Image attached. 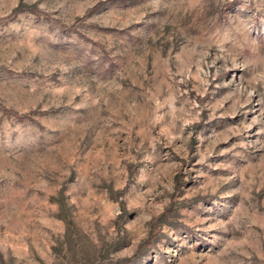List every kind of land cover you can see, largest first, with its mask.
<instances>
[{
	"label": "rangeland",
	"instance_id": "obj_1",
	"mask_svg": "<svg viewBox=\"0 0 264 264\" xmlns=\"http://www.w3.org/2000/svg\"><path fill=\"white\" fill-rule=\"evenodd\" d=\"M0 264H264V0H0Z\"/></svg>",
	"mask_w": 264,
	"mask_h": 264
}]
</instances>
